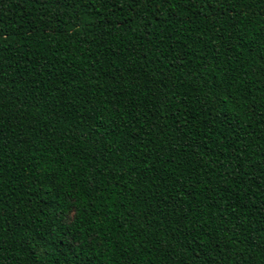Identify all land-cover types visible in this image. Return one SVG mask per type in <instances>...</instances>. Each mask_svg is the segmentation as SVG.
<instances>
[{"label": "trees", "instance_id": "16d2710c", "mask_svg": "<svg viewBox=\"0 0 264 264\" xmlns=\"http://www.w3.org/2000/svg\"><path fill=\"white\" fill-rule=\"evenodd\" d=\"M0 264H264V0H0Z\"/></svg>", "mask_w": 264, "mask_h": 264}]
</instances>
